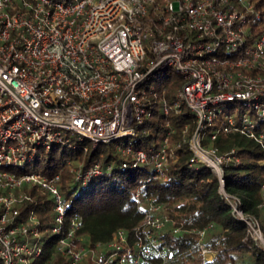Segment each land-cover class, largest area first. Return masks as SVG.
I'll use <instances>...</instances> for the list:
<instances>
[{"label": "built area", "instance_id": "1", "mask_svg": "<svg viewBox=\"0 0 264 264\" xmlns=\"http://www.w3.org/2000/svg\"><path fill=\"white\" fill-rule=\"evenodd\" d=\"M184 108L196 118L192 136L186 123L182 139L173 141L176 129L166 120L157 138L156 114ZM258 116H264V6L254 0H0V258L32 264L44 252L42 219L34 209L23 217L20 208L31 198L24 187L35 185L55 200L50 230L70 264L90 256L94 264L140 263V255L129 258L125 230L95 248L75 240L76 220L64 230L61 174L37 168L46 149L60 146L83 153L111 146L122 172L146 166L167 179L188 142L190 163L212 168L235 216L264 244L259 219L225 190L224 165L235 150L205 144L230 132L264 144ZM79 161V168L66 164L82 185L115 169L114 162ZM161 210L149 200L145 223L163 227L168 217ZM199 233L203 240L205 230ZM146 237L137 246L150 255L157 241ZM201 251L208 259L216 254L205 243Z\"/></svg>", "mask_w": 264, "mask_h": 264}, {"label": "trees", "instance_id": "2", "mask_svg": "<svg viewBox=\"0 0 264 264\" xmlns=\"http://www.w3.org/2000/svg\"><path fill=\"white\" fill-rule=\"evenodd\" d=\"M254 1L257 6H264V0ZM177 84L178 80L169 83L168 97H172ZM256 119L259 129L264 131V116ZM166 120L176 129L173 141L182 139L186 123L190 127L188 139L196 129L195 115L188 108L179 114L158 112L152 127L158 133L157 138L165 131ZM208 143L217 146L221 153L235 150L232 153L235 158L224 165L225 190L241 198L240 208L259 219L264 233V144L240 132L220 133L205 144ZM56 150H51L48 158L44 156L47 162L42 171L60 172L59 184L66 201L64 230L76 220L74 238L79 243L95 248L98 243L113 241L122 229L132 248L129 258L134 260L140 255L139 264H264V246L252 238L247 224L235 216L212 168L190 163L192 152L188 142L179 149V159L169 166L167 179L155 176L146 166L122 172L119 166L122 158L111 146L100 145L87 153L70 150L85 167L94 161L115 163L112 172L92 178L87 185L76 180L66 161H57ZM24 189L31 198L20 207L22 216L34 209L43 221L44 252L32 264H70V258L59 250V235L50 230L57 215L54 198L35 185ZM138 191L140 199L136 198ZM149 200L161 205L162 214L168 217L161 228L145 223ZM176 228L179 230L175 231ZM200 230H205L203 240ZM147 234L157 241L150 255L140 252L137 246L140 239L148 240ZM202 243L216 253L213 259L204 257ZM97 253L103 256L99 250ZM0 264H5L1 258ZM81 264H94V261L90 256Z\"/></svg>", "mask_w": 264, "mask_h": 264}, {"label": "rangeland", "instance_id": "3", "mask_svg": "<svg viewBox=\"0 0 264 264\" xmlns=\"http://www.w3.org/2000/svg\"><path fill=\"white\" fill-rule=\"evenodd\" d=\"M161 73L163 75H166L167 74V71L166 70H163ZM156 84L159 85V84H162V83L160 81H157ZM233 105H234L233 103H228V104H225L224 107L225 108H230ZM208 140H209V138L206 137V141H208ZM64 149L65 148L63 146H60L54 152V156L57 159V161H59V160L60 161L61 160H63V161L71 160L72 161V166L73 167H76V168H79V165H80L79 156L72 155L70 153V149H65V152H64ZM50 152H51L50 150L46 149V152H45L46 153V155H45L46 158H48L50 156ZM46 162H47L46 160L40 162L38 164V167L37 168L44 169L46 167ZM28 168L33 169V170L35 169L32 165H30ZM70 188L73 189L72 188V185H71ZM22 238H26L27 239V237H22ZM29 240L31 241V243H34L35 242V238L32 235L29 236ZM260 244L264 246V244H262V243H260Z\"/></svg>", "mask_w": 264, "mask_h": 264}]
</instances>
